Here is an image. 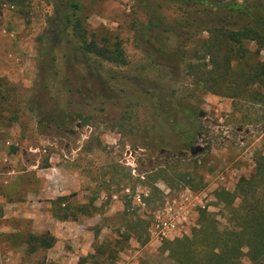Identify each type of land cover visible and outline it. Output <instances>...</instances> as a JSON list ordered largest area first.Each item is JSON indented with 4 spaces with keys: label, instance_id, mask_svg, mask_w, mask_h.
I'll use <instances>...</instances> for the list:
<instances>
[{
    "label": "rangeland",
    "instance_id": "obj_1",
    "mask_svg": "<svg viewBox=\"0 0 264 264\" xmlns=\"http://www.w3.org/2000/svg\"><path fill=\"white\" fill-rule=\"evenodd\" d=\"M141 1L80 0L88 42L118 43L125 60L118 63L87 54L68 36L56 41L58 0H0V76L8 77L0 78V259L70 264L36 240L54 237L80 250L78 264L155 261L165 241L153 240L150 227L167 202L186 204L191 231L202 212L221 230L229 226L216 191L234 192L264 157V46L246 42L244 63L225 68L224 54L214 64L202 51L196 56L193 37L182 63L173 51L184 8L157 10L149 1L172 36L162 54V29L149 28ZM188 60L198 71L187 69ZM195 146L204 152L193 156ZM63 195L81 223L78 238L56 237L71 227L51 217Z\"/></svg>",
    "mask_w": 264,
    "mask_h": 264
},
{
    "label": "trees",
    "instance_id": "obj_2",
    "mask_svg": "<svg viewBox=\"0 0 264 264\" xmlns=\"http://www.w3.org/2000/svg\"><path fill=\"white\" fill-rule=\"evenodd\" d=\"M149 1L151 0H142L141 5L145 10L148 4L145 15L151 29H162V17L157 10L163 4L184 8V17L175 27L177 48L173 51V56L182 63H185L186 54L187 57L191 55L185 47H188V42L193 37L198 42L196 56L202 51L203 59H209L214 64L219 63L217 59L220 61L224 54L227 65L225 68H232L233 63H244L246 42L256 41L261 47L264 46V0H244L243 4L240 0H155L158 1L157 10L148 9L153 5ZM80 9V0H58L55 12L59 24L54 28L56 41L61 42L63 37L68 36L71 40H76L78 47L87 54H97L112 62H125L118 43H115L116 46L106 44L101 49L93 41L88 42L87 31L78 16ZM161 31L159 36L163 42L158 51L166 54L164 43L170 41L172 36L168 34L166 27ZM151 42L152 40H148V43ZM242 48L245 52H240ZM260 51L258 49V53ZM236 52L240 55L238 53L234 58H229L230 54ZM187 64L189 71H198V66L192 64L191 60ZM196 76L198 77V73ZM258 79L260 83L264 82L260 76ZM216 86H213V92L221 95L220 84ZM237 97L236 94L231 96ZM216 198L228 212L229 226L221 230L215 215L202 212L199 226L192 229L189 235L172 241L166 240L155 261L145 260L141 264H245L244 258L248 259L249 264H264V157L256 161L251 177L242 178L234 192L220 189L216 191ZM66 201V196L57 200L59 211L55 217L63 221L76 220L78 216L72 214ZM238 201L239 204H236ZM36 240L41 248L51 249L56 244L54 237L50 240ZM36 250L33 245L29 253L33 254ZM102 252L101 249L99 253ZM80 263L83 264L82 261Z\"/></svg>",
    "mask_w": 264,
    "mask_h": 264
},
{
    "label": "built area",
    "instance_id": "obj_3",
    "mask_svg": "<svg viewBox=\"0 0 264 264\" xmlns=\"http://www.w3.org/2000/svg\"><path fill=\"white\" fill-rule=\"evenodd\" d=\"M2 8L8 12L16 10L13 3H4ZM4 32L7 33V30ZM9 35L14 37L13 33ZM177 203V201L167 202L164 209L154 213V220L150 227V235L153 240L157 242L174 240L191 233L193 223L191 222L190 210L184 202ZM203 209H206V206H203ZM2 215L3 211L0 209V217ZM7 262L4 258L0 259V264Z\"/></svg>",
    "mask_w": 264,
    "mask_h": 264
},
{
    "label": "crops",
    "instance_id": "obj_4",
    "mask_svg": "<svg viewBox=\"0 0 264 264\" xmlns=\"http://www.w3.org/2000/svg\"><path fill=\"white\" fill-rule=\"evenodd\" d=\"M4 30H6V29H2L1 31H2V33L4 34V35H6L7 37H10V38H12L9 34H11L10 32H8V30H7V33H5L4 32ZM11 55V54H10ZM12 58V57H11ZM12 59H14V58H12ZM11 59V60H12ZM23 71V70H22ZM4 76H0V78H4V77H6L7 79H8V77L7 76H5V74H3ZM6 78H4V79H6ZM6 160H8V161H10V158H6V159H4V161H6ZM12 174V172H10L9 171V175H11ZM63 193V192H62ZM62 195V194H61ZM64 195H68V194H66V192H65V194ZM63 195V196H64ZM51 217L53 218V220H58L59 221V223H61V225H62V227L64 228V227H66V226H71V227H73V225H75V230H74V228H73V230L71 229V227H68V229L69 230H65V231H63V230H60V231H58L56 234V237H61V236H59V235H64V236H66V235H68V236H73V237H76V238H78V236H79V233H78V230H77V228H76V226H79V225H81V223H79V220H75V221H72L73 219H69V220H67V221H63V220H60V219H58L57 217H55V215H51ZM65 248L63 247V244H62V242H61V240H58V242L56 243V245L53 247V248H51V249H49V255H50V257H53V259L56 261L57 259H59L62 255H67V256H70V258H68V257H62V258H64V260H68V261H70V264H78V261H79V259H80V257L81 256H83L82 255V253L80 252V250L78 249V248H76V250H64ZM3 256V255H2ZM5 256H3L2 258H4ZM55 257V258H54ZM61 261H63V259H61ZM75 261V262H74ZM9 262H7L6 264H8ZM15 263H18V261H14V262H10L9 264H15ZM63 263V262H62Z\"/></svg>",
    "mask_w": 264,
    "mask_h": 264
},
{
    "label": "water",
    "instance_id": "obj_5",
    "mask_svg": "<svg viewBox=\"0 0 264 264\" xmlns=\"http://www.w3.org/2000/svg\"><path fill=\"white\" fill-rule=\"evenodd\" d=\"M204 114L203 113H200V117H203ZM204 152V148L201 147V146H195V147H192L191 148V154L193 156H197L199 154H202Z\"/></svg>",
    "mask_w": 264,
    "mask_h": 264
}]
</instances>
